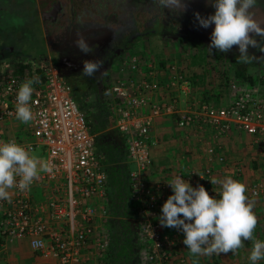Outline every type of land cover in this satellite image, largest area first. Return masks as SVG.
I'll list each match as a JSON object with an SVG mask.
<instances>
[{
  "label": "built area",
  "instance_id": "obj_1",
  "mask_svg": "<svg viewBox=\"0 0 264 264\" xmlns=\"http://www.w3.org/2000/svg\"><path fill=\"white\" fill-rule=\"evenodd\" d=\"M152 69L147 66L143 71L136 56H124L119 72L126 76L104 87L101 95L114 118V127L124 137L128 161L137 169L130 177L141 264H188L177 251L176 236L167 231L173 228L161 227L158 219L163 203L173 194L167 182L176 176L184 178L178 174L166 181L148 180L151 126L160 116L176 115L180 129L208 128L219 137L236 130L251 137L252 144L264 154V89L235 83L230 86L233 99L228 105L193 103L180 111L177 98L171 94L189 92L187 76L168 66L163 75L166 83L162 84L151 74ZM34 76L40 82L33 85V120L24 124L15 118L16 93L22 82ZM160 93L165 94L163 101L156 100ZM12 123L22 127V136L3 129ZM9 141L31 145L33 153L45 154L53 172L41 173L30 190L10 189L11 202L0 201V264H9L4 256L6 245L22 239L29 240L33 252L50 256L57 264H91L96 254L100 264H106L107 241L98 233L95 221L99 210L104 213L106 174L102 157L96 154L94 136L71 87L46 61L24 60L0 67V142ZM218 160L224 161L221 156ZM190 175L203 182L210 196L219 198L207 185L211 169L200 176L194 172ZM246 187L249 199L264 205V175ZM34 188L46 191L43 207H36L32 201ZM93 201L101 207H93ZM35 241H42L43 246L34 247Z\"/></svg>",
  "mask_w": 264,
  "mask_h": 264
},
{
  "label": "clouds",
  "instance_id": "obj_2",
  "mask_svg": "<svg viewBox=\"0 0 264 264\" xmlns=\"http://www.w3.org/2000/svg\"><path fill=\"white\" fill-rule=\"evenodd\" d=\"M153 7L168 9L174 15L187 11L188 0H150ZM215 9L207 17L194 13L200 27L214 25L210 34L209 51L216 49L227 53L237 47L238 63H250L264 57L249 52L254 48L264 53V0H207ZM76 47L83 53L94 51L86 42L81 30L75 31ZM92 37L89 36V39ZM81 75L93 77L103 66L102 60H84ZM105 72L101 74L104 75ZM39 77L22 82L16 93L15 118L28 124L33 120L30 102ZM53 165L33 154L31 145L24 146L15 141L0 142V201L11 202L9 190H30L41 173H52ZM202 179L203 176H201ZM219 198L210 196L198 185L193 187L188 181L176 176L167 182L172 189L163 203L159 222L161 227L174 228L183 233V244L194 257L231 253L235 255L245 242L252 247L248 260L259 264L264 260V240L254 236L258 220L253 211L254 201L248 197L247 187L231 177L209 179ZM42 241H35L34 247H42Z\"/></svg>",
  "mask_w": 264,
  "mask_h": 264
},
{
  "label": "rangeland",
  "instance_id": "obj_3",
  "mask_svg": "<svg viewBox=\"0 0 264 264\" xmlns=\"http://www.w3.org/2000/svg\"><path fill=\"white\" fill-rule=\"evenodd\" d=\"M197 1L200 2V0ZM202 1L207 3V0H202ZM1 2L3 3V5L7 3L5 2V0H1ZM20 2L18 0L14 2L9 1L8 3L10 5L8 7H5L6 8L5 10H8L9 12H0V49L3 47H9L12 48V54L19 58H25L37 62H41V61L48 62L51 65V67L54 68L55 71H60V73L63 74L61 78H63V81L72 88L73 96L74 99L76 100L79 109L83 110L85 115H87L86 113H88L89 110L90 112H94L96 103L94 101L95 97L93 92L95 90V87L94 86L91 87L92 84L87 83L85 81L70 80V76H67L64 73L65 71L71 68L75 74L80 75L78 70L79 64H77L78 58L71 57L70 55H68V54H72V52L78 53V51L71 48L63 49L62 46L57 43L54 47L55 41L50 40L48 38V36L50 35V31L48 30V27L45 25L42 26L38 23L37 18L39 16L38 14H36V12H33L34 7L32 5H29L30 9L27 10V8H29L28 2L23 1L22 4L24 5V8H26L27 12H20L21 9ZM77 3H79V1H77ZM207 5L209 4L207 3ZM148 7L151 8L153 6L151 5L150 7V4H148L147 6L144 7L145 8L144 10L149 9ZM165 12L168 11H165L164 9V11L162 10V13L153 12L152 16L154 17L157 15L158 20L157 21H155V19H153V21L151 20L153 22L151 23V26L145 25V27L143 26L141 27L138 24L139 21L134 22L135 18H133L134 23L132 22L133 23L132 27L130 26L131 29L136 27L135 29L138 31L139 34L144 32L145 33L150 32V33L147 34L146 40L144 42L140 41L141 38L137 39L138 42L133 46L132 50L126 55H130V54L135 55L137 57V60L141 64V69L143 68L142 70L144 71H146L147 66L155 65L156 68V66L159 65V68L155 71H158V74L161 73L162 76L165 74V69L162 70L160 68V61L162 60V58L163 59L166 58L165 59L166 62L163 61L165 66H175L177 70H180L187 77L190 75V69L188 68L190 61L196 66L200 64L203 65L205 63V72L207 73L208 77L206 76L207 78H205L204 80L200 79L196 81V84L193 86L189 84L188 86L189 92L186 94V96L188 97L186 99L187 104H185V106H188V102L189 101L191 102V100L196 104L202 103L203 101L202 99L206 97L204 96L206 91H208L209 93L218 92L220 95V99H225L223 100L224 102L227 101L228 99L232 100L233 93L230 90V86L232 84H235V82L233 80L231 65L234 63H237L240 66H244V68H246L247 70L248 75H250L251 78L255 80L257 85H259L264 89V58H259L250 63H238L236 58L239 55V52L236 46H234L233 49L227 53L219 52L218 50L212 52L202 47L196 48L195 45L193 46L184 45L181 41H171V40L169 41L163 39L160 33L162 32L160 31L161 29L160 22L163 21L165 24H168L169 20L177 19V16H172V14H169V12L168 14H166ZM91 13L93 16L97 15V12L95 14L94 12ZM147 15L148 14L145 12L144 14H142V12H138L137 20H143V19L147 20ZM84 16L85 18L91 17L88 15V12H84ZM117 18L118 16L116 15L115 19ZM186 19L183 20V23H185ZM212 26L214 27V25ZM57 45L59 46L57 47ZM115 45L113 44L107 52H111L113 48H116ZM100 52L103 53L106 51L102 49L100 50ZM249 52L254 53L257 57H264V53H260L254 48H249ZM81 53L82 52H80V54ZM124 76H126V73L120 74L117 72L114 75V77L111 78L110 80L111 82L109 83V85L114 83L117 79H121ZM203 76H205V74H203ZM224 79H228V82L225 83ZM220 99L217 100L219 102L218 104H214L215 103L214 101H211L210 103L216 107H224L225 103L223 104V102H220L221 101ZM187 108L188 107H186V109ZM33 154L41 160H46L45 154L43 155L40 151H35ZM123 162L124 161L122 162L119 161L118 164L126 165V162L124 163ZM129 164L130 165L127 164V166L128 168L130 167L131 172L137 170L136 165L133 162H129ZM150 169L152 171L151 166ZM131 172H129L130 182H131V177H130ZM147 178L149 181L152 182V180L153 181L157 180L159 176L155 175L152 172L150 173L149 171V175L147 176ZM245 185L247 186L248 184ZM255 202L256 203H254V205L257 206L260 204L263 205L259 201H255ZM93 207L96 208L101 207V204L99 202H93ZM102 207L104 213H102L101 210H99L95 221L99 225L97 229L98 233L101 234V236L107 241V250L105 253L106 256L105 258L107 259L109 247L113 243L112 240L120 236L119 246L121 248V251L117 253L118 256L116 258L117 263L118 264L134 263L135 261L134 256H130V254L133 255L134 253L124 254V251L126 250L127 246H129L128 244H131V242L134 243L132 240L133 235L131 236L130 234L132 233L134 234L135 219L133 220V223L131 222L134 225L133 226L134 228H132V230L129 231V234H126L124 236L125 233L124 231H127L126 230L127 227H125L124 224H121V222L123 221L128 222L129 219L127 217H122V215H116L115 217L111 216L107 210L104 200L102 202ZM111 220H114L112 227L109 226ZM260 229L264 230V225H262V228ZM250 247H252V244H250ZM135 254L137 255V252H135ZM92 257L93 258H91V261H89L91 262V264L101 263L97 254L93 255ZM139 257L141 260L142 259L141 252L139 253ZM136 261L138 262L137 264H140V261L138 259Z\"/></svg>",
  "mask_w": 264,
  "mask_h": 264
},
{
  "label": "crops",
  "instance_id": "obj_4",
  "mask_svg": "<svg viewBox=\"0 0 264 264\" xmlns=\"http://www.w3.org/2000/svg\"><path fill=\"white\" fill-rule=\"evenodd\" d=\"M165 59L162 58L160 61L163 65L160 66L162 70L168 67L163 63V61L166 62ZM158 68L159 65L156 68L153 65L151 74L153 76L157 75L159 82L165 84V77L155 71ZM155 78L152 77L153 80ZM171 95L177 98V109L180 111H183L186 107L190 108V104L195 103L191 100V102H188V106H185L188 97L181 90H177ZM153 97L155 98V96ZM164 97L165 94L160 93L156 96V100L163 101ZM220 100L223 104L225 103V106L232 101L231 99L225 102L223 101L225 99ZM3 129L8 134L22 136V127L18 123L4 125ZM149 137L152 168V171L151 169L149 171L159 176L157 180H152V182L166 181L181 174L184 180L188 181L193 187H197L203 185V182L197 177L191 178L190 173L194 172L196 176H200L205 169L212 170L211 178L231 177L244 185H249L264 175V154L260 152L257 146L252 144L251 137L236 130L231 131L227 136L219 137L208 128L201 129L194 126L188 129H180L177 126L176 116L172 115L156 118L151 126ZM220 156L224 159L223 163L218 160ZM238 171L243 174L238 173ZM207 185L214 189L219 188V185H212L210 180ZM46 196V191L43 188L31 189L32 201L38 208L44 206ZM254 203L256 202L254 201ZM253 211L258 220L254 236L264 240V230L260 229L264 225V205H254ZM97 227H99L98 223ZM167 231L176 236L177 251L186 258V261L188 260V264H250L248 256L251 243L248 241L235 255L222 253L211 257H194L190 255L183 244L184 236L181 231L174 228ZM4 256L9 264H57L54 258L33 252L28 239L9 242L6 245ZM259 264H264V260L260 261Z\"/></svg>",
  "mask_w": 264,
  "mask_h": 264
},
{
  "label": "flooded vegetation",
  "instance_id": "obj_5",
  "mask_svg": "<svg viewBox=\"0 0 264 264\" xmlns=\"http://www.w3.org/2000/svg\"><path fill=\"white\" fill-rule=\"evenodd\" d=\"M9 1L14 2L16 0H5L7 3L4 5L0 0V12H9L8 10H5V7L10 5L8 3ZM18 1L20 2L21 0ZM23 1L28 2V7L29 5L34 7L33 12H36L39 16L37 18L38 23L42 26L45 25L48 27V30L50 31L48 38L55 41L54 47L57 43L60 44L63 49L71 48L78 51V53L72 52V54H67L71 57L78 58L77 64H79L78 70L80 75L75 74L69 66L70 69L64 73L67 76H70V80L85 81L92 84L91 87H95L94 92L97 91L98 93L101 92L104 87L109 85L111 78L114 77L119 69L122 58L132 50L133 46L138 42L137 39L141 38L140 41L144 42L147 34L150 33L144 32L139 34L135 29L136 27L131 29L132 24L135 21H139L138 24L141 27H145V25L151 26L153 19H155V21L158 20V16L156 15L153 17L152 13H162V10L159 7L158 9L157 7H151L150 0ZM23 1L20 2V12H27L30 7L26 10L22 4ZM77 1H79V3H77ZM188 3L189 6L187 11L182 15L177 16L176 20L171 19L168 24H165L163 21L160 22V31H162L160 32L161 37L169 41H181L184 45H195L196 48L202 47L208 49V45L210 44V34L214 27H200L194 13L199 12L201 16L207 17L208 15L213 14L215 9L202 0H200V2L197 0H188ZM148 4H150L151 8L148 7L149 9L144 10V7ZM165 11L169 12L168 9H165ZM51 12H57L56 16L52 17V15H49ZM84 12H88V15L91 17L85 18ZM91 12H94V14L97 12V15L93 16ZM138 12H142V14H144V12L147 13V20H137ZM168 12L165 13L168 14ZM113 14H116L118 18L115 19L116 15ZM169 14L171 13L169 12ZM133 18H135L134 22ZM185 19L186 21L183 23V20ZM77 30L82 31L88 45L94 48L92 53L85 54L82 52L80 54L81 51L74 43L77 38L75 35V31ZM89 36L92 38L89 39ZM113 44H116V48H113L111 52H107ZM58 46L59 45H57V47ZM102 49L106 52L101 53L100 50ZM211 51L215 52L216 49H212ZM24 60L29 59L14 56L12 54V48L3 47L0 49V67L7 63L14 64ZM84 60H102L103 66L95 76L84 77L81 75ZM103 72L105 73L101 76ZM57 74L59 77H62L63 75L60 71H57Z\"/></svg>",
  "mask_w": 264,
  "mask_h": 264
},
{
  "label": "trees",
  "instance_id": "obj_6",
  "mask_svg": "<svg viewBox=\"0 0 264 264\" xmlns=\"http://www.w3.org/2000/svg\"><path fill=\"white\" fill-rule=\"evenodd\" d=\"M160 66L163 65L160 63ZM231 67L233 80L236 84L248 86L257 85L255 80L248 75L244 66L234 63ZM188 68L190 69V75L187 77V81L192 86L196 84V81L200 79L204 80L208 77L205 72V63L196 66L190 61ZM203 74H205V76H203ZM224 82L227 83L228 79H224ZM204 96L206 97L202 99V103L210 104L211 101H214V104L219 103L217 101L220 99L218 92L209 93L206 91ZM94 97L96 103L95 111L90 112L89 110L88 113H86V120L90 133L94 136L96 154L102 157L101 164L105 169L106 182L104 202L111 216L115 217L116 215H122V217H127L129 219L128 222H121V224H124V226L127 227V231H124V236L129 234V231L134 228L132 223L135 219L134 234H130L131 236L133 235L132 240L134 243L131 242V244H128L129 246H127L124 254L134 253L133 255L130 254V256H134L135 261L134 263H130L137 264L138 262L136 260L138 259L141 264L139 257L141 248L138 244L136 226L137 207L132 200L133 191L131 182L129 181V172H131V169L127 166V164L130 165L128 161L127 145L123 135L114 127V118L109 113L106 101L103 99L101 92L98 93L95 91ZM81 111L84 112L83 110ZM119 161L126 162V165H119ZM113 223L114 220H111L109 226L112 227ZM112 241L113 243L108 250L106 264H118L116 258L118 257L117 253L121 251L119 246L120 236ZM135 252H137L138 258Z\"/></svg>",
  "mask_w": 264,
  "mask_h": 264
},
{
  "label": "water",
  "instance_id": "obj_7",
  "mask_svg": "<svg viewBox=\"0 0 264 264\" xmlns=\"http://www.w3.org/2000/svg\"><path fill=\"white\" fill-rule=\"evenodd\" d=\"M57 12H51L49 15H52V17L56 16Z\"/></svg>",
  "mask_w": 264,
  "mask_h": 264
}]
</instances>
